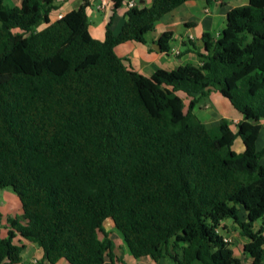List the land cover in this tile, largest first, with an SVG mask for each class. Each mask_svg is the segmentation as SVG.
Returning a JSON list of instances; mask_svg holds the SVG:
<instances>
[{"label": "trees", "instance_id": "1", "mask_svg": "<svg viewBox=\"0 0 264 264\" xmlns=\"http://www.w3.org/2000/svg\"><path fill=\"white\" fill-rule=\"evenodd\" d=\"M6 1L0 188L17 195L23 212L7 218L0 263L28 264L13 242L18 234L50 264H117L103 227L109 218L134 258L242 264L221 231L230 221L245 239L248 264H264V148L256 149L264 120V0L233 7L217 38L203 33L199 64L150 76L114 48L143 43L185 0L130 7L119 33L108 24L103 40L89 32L87 0L53 22L56 0ZM112 1L114 10L123 3ZM171 35L157 40L161 51ZM211 89L240 113L235 131L226 118L207 127L193 112ZM237 137L241 152L232 149Z\"/></svg>", "mask_w": 264, "mask_h": 264}, {"label": "crops", "instance_id": "2", "mask_svg": "<svg viewBox=\"0 0 264 264\" xmlns=\"http://www.w3.org/2000/svg\"><path fill=\"white\" fill-rule=\"evenodd\" d=\"M12 1H14L13 5H19L21 0ZM128 1L129 0H123L122 5L114 10L112 0H87L88 5L86 6L85 11L88 18V29L91 36L95 39L103 40L105 37L106 26L108 24L113 34L119 33L122 25L126 21ZM134 1L136 2V7H148L151 5L153 0ZM82 2L83 0H56L55 9L49 13L50 22L57 20L73 9L79 8ZM247 2L248 0H185L181 5L166 13L154 23L153 29L145 34V41L143 43L137 41L123 42L114 48L115 53L124 59L127 66L135 69L145 76H150L157 69L173 70L187 63L199 64L200 62L197 54L198 52H204L202 34L209 33L212 37L217 38L226 25L228 12L233 7L246 4ZM44 26L45 24H42L39 28ZM164 32L172 33L171 38L168 41L169 49L167 51H161L157 43V40ZM176 51L179 53L176 54ZM177 94L188 103V99L183 93L177 92ZM212 97L217 101L220 110L221 107L223 110H226L225 112H227L230 108L234 109L229 100L215 90L211 89L208 94L202 98L211 99ZM205 104L209 106L208 108H205L207 113L201 114V106L197 105L199 113L196 111V106L193 112L201 119V121L205 123L207 127L215 125L222 117L229 120L230 128L233 131L236 130V123L241 119V115L236 109L231 117H227L225 116L226 113L222 110L221 111L223 113H219L218 115L209 110L211 107L209 105V101L204 102V105ZM260 123L261 129L259 135L264 129V120ZM259 135L256 141V149L262 150L264 145L261 149L257 147ZM232 149L236 152H241L244 149L242 141L239 137L234 140ZM260 161L264 164V154L262 155ZM0 189H3L0 196V237H4L10 228L7 218L19 216L23 211L19 198L11 189ZM109 220L111 219L108 218L104 220V222H108ZM108 234L110 233L108 232ZM13 242L17 245L23 246V249L21 250L23 262L28 264H50L48 261L43 260V251L35 243L29 242L18 234L14 237ZM128 253L129 252H127L126 258L130 260V262H134V259L142 258L130 257ZM143 257L147 258H142L140 260H144L147 263L150 262V260L154 261L149 256ZM122 260L124 261V259ZM64 262L68 263L62 258L54 264H65ZM0 264L10 263L5 259Z\"/></svg>", "mask_w": 264, "mask_h": 264}, {"label": "rangeland", "instance_id": "3", "mask_svg": "<svg viewBox=\"0 0 264 264\" xmlns=\"http://www.w3.org/2000/svg\"><path fill=\"white\" fill-rule=\"evenodd\" d=\"M10 2H11V4H10ZM10 2H9V0L6 1V3H8L9 5H13L14 1L10 0ZM208 101H209V105L211 106L209 110H211L214 114L218 115L219 113H223L226 111V110H223L222 107H221V110L223 112L220 110V108L218 107L217 101L213 97L211 99L210 98L209 99L208 98H205V99L202 98L197 103V106H201L200 107L202 109V111H200L201 114L207 113L205 111V107H203V105H204V102H208ZM183 106H184V108L187 107V101L184 99H183ZM234 110L235 109L230 108L227 112H225L226 113L225 116L231 117L233 115V112H235ZM196 111L199 113L198 107L196 108ZM236 142H235V145H236ZM263 145H264V129L262 130L261 134L259 135L257 147L259 149H261ZM2 190L3 189H0V196L3 192ZM257 222L259 224L260 220H258ZM223 223L226 226V230L222 229L221 231L223 232L226 240L228 242H230V248L233 250V255L241 258L242 264H248V259L245 257V254L243 253V250H242V245L245 242V239L240 236L239 231H238L239 230L238 226L234 223H231L230 221H224ZM258 224H255V228L258 227ZM104 229H105V231L110 233L109 237L112 239V241L114 243V252L116 255V262L117 263H120V259L121 260L124 259V262L126 264H174L169 257H165V259L163 258L159 262H156V263L154 261H151V260L148 263L144 260H140L142 258L144 259L147 257H142L140 259H134V262H130V260H128L126 258L127 252H129V251L126 247V244L123 240V237H122L121 233L114 228V225H113L111 220H109L108 222H104ZM99 237H100V239L103 238V235L101 232H99ZM128 254L130 257H132L130 255V253H128ZM64 263L68 264L66 262H64Z\"/></svg>", "mask_w": 264, "mask_h": 264}, {"label": "built area", "instance_id": "4", "mask_svg": "<svg viewBox=\"0 0 264 264\" xmlns=\"http://www.w3.org/2000/svg\"><path fill=\"white\" fill-rule=\"evenodd\" d=\"M135 5H136V2H135L134 0H129V1L127 2V6H128V8L133 7V6H135ZM175 53L178 54L179 52L176 51ZM204 107H205V108H208L209 106H208L207 104H205Z\"/></svg>", "mask_w": 264, "mask_h": 264}]
</instances>
